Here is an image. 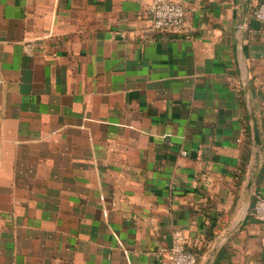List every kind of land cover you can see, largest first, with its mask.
<instances>
[{
  "label": "crops",
  "instance_id": "1",
  "mask_svg": "<svg viewBox=\"0 0 264 264\" xmlns=\"http://www.w3.org/2000/svg\"><path fill=\"white\" fill-rule=\"evenodd\" d=\"M176 1L0 0V264H264V0Z\"/></svg>",
  "mask_w": 264,
  "mask_h": 264
},
{
  "label": "built area",
  "instance_id": "2",
  "mask_svg": "<svg viewBox=\"0 0 264 264\" xmlns=\"http://www.w3.org/2000/svg\"><path fill=\"white\" fill-rule=\"evenodd\" d=\"M252 14L264 21V1L259 2L252 10ZM148 18L154 29L179 32L187 22V9L176 0H153L147 8ZM186 154L185 149L182 150ZM253 214L264 220V196L256 195L253 202ZM161 264H197V255L185 245L182 234L174 235L173 243L168 248H162Z\"/></svg>",
  "mask_w": 264,
  "mask_h": 264
},
{
  "label": "water",
  "instance_id": "3",
  "mask_svg": "<svg viewBox=\"0 0 264 264\" xmlns=\"http://www.w3.org/2000/svg\"><path fill=\"white\" fill-rule=\"evenodd\" d=\"M249 0H246L245 2V7L247 5ZM254 131H255V139L258 143H261V139H260V133H259V129H258V125H257V121L256 118L254 117Z\"/></svg>",
  "mask_w": 264,
  "mask_h": 264
}]
</instances>
